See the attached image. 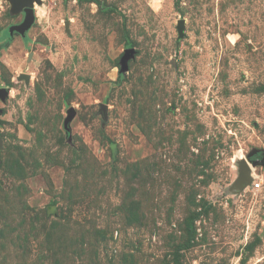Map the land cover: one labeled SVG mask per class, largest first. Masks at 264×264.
<instances>
[{"label": "rangeland", "instance_id": "rangeland-1", "mask_svg": "<svg viewBox=\"0 0 264 264\" xmlns=\"http://www.w3.org/2000/svg\"><path fill=\"white\" fill-rule=\"evenodd\" d=\"M35 12L0 0V264H264V0Z\"/></svg>", "mask_w": 264, "mask_h": 264}, {"label": "water", "instance_id": "water-1", "mask_svg": "<svg viewBox=\"0 0 264 264\" xmlns=\"http://www.w3.org/2000/svg\"><path fill=\"white\" fill-rule=\"evenodd\" d=\"M10 2L12 6V13L13 14L23 13L25 14V18L21 24L12 26L9 29V34L11 35V37H13L14 34L16 33L20 34L21 36H25V33L28 30H30V28L36 22L35 3L41 4V0H10ZM184 28H185V22L182 20L179 22V26H178V32L181 38L184 35ZM127 56H129V54H127ZM20 79H25L27 82H29V78L27 76H22ZM7 95H8L7 90L0 89L1 100H4ZM103 112H104V116H106L105 110ZM68 115H69L68 118L64 122V128L67 132L70 131L69 125L75 116V111L73 109H70L68 111ZM1 145H2V140L0 138V152H1ZM262 156H264V152ZM250 164L245 160H243L241 163L242 170L237 180V184H238L237 186L241 187L242 189L252 184L253 182L252 169H254L259 165H264V157L261 160H256V161L251 160Z\"/></svg>", "mask_w": 264, "mask_h": 264}, {"label": "built area", "instance_id": "built-area-1", "mask_svg": "<svg viewBox=\"0 0 264 264\" xmlns=\"http://www.w3.org/2000/svg\"><path fill=\"white\" fill-rule=\"evenodd\" d=\"M254 186H255V190H259V189H261V187H262V184L261 183H257V184H254Z\"/></svg>", "mask_w": 264, "mask_h": 264}, {"label": "flooded vegetation", "instance_id": "flooded-vegetation-1", "mask_svg": "<svg viewBox=\"0 0 264 264\" xmlns=\"http://www.w3.org/2000/svg\"><path fill=\"white\" fill-rule=\"evenodd\" d=\"M22 15H23V16H24V18H25V14H23V13H22ZM22 22H23V19H22L21 23H22ZM21 23H20V24H21ZM8 32H9V31H8ZM262 158H263V157H262ZM260 159H261V158H260Z\"/></svg>", "mask_w": 264, "mask_h": 264}, {"label": "bare ground", "instance_id": "bare-ground-1", "mask_svg": "<svg viewBox=\"0 0 264 264\" xmlns=\"http://www.w3.org/2000/svg\"><path fill=\"white\" fill-rule=\"evenodd\" d=\"M23 75L20 76V78L22 77Z\"/></svg>", "mask_w": 264, "mask_h": 264}]
</instances>
